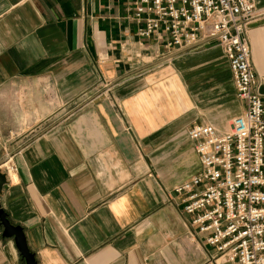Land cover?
<instances>
[{
    "label": "crops",
    "instance_id": "1",
    "mask_svg": "<svg viewBox=\"0 0 264 264\" xmlns=\"http://www.w3.org/2000/svg\"><path fill=\"white\" fill-rule=\"evenodd\" d=\"M256 10L247 31L264 76V0ZM142 27L133 0H0V169L16 178L3 171L0 204L35 264H203L212 254L173 189L201 168L187 130L224 131L212 117L233 119L244 104L217 42L169 52ZM8 89L42 117L9 155ZM45 89L61 101L48 114ZM2 232L0 264H25Z\"/></svg>",
    "mask_w": 264,
    "mask_h": 264
},
{
    "label": "built area",
    "instance_id": "2",
    "mask_svg": "<svg viewBox=\"0 0 264 264\" xmlns=\"http://www.w3.org/2000/svg\"><path fill=\"white\" fill-rule=\"evenodd\" d=\"M133 7L143 23L138 35L162 39L166 51L205 41L221 47L244 107L224 131L187 130L201 168L173 193L212 250L203 264H264V76L252 65L247 31L256 0H133Z\"/></svg>",
    "mask_w": 264,
    "mask_h": 264
},
{
    "label": "rangeland",
    "instance_id": "3",
    "mask_svg": "<svg viewBox=\"0 0 264 264\" xmlns=\"http://www.w3.org/2000/svg\"><path fill=\"white\" fill-rule=\"evenodd\" d=\"M40 95L42 104L46 103L47 105V114L61 107V101L50 92V89L43 90ZM29 99L28 94L21 89L19 91L8 89L5 93L2 110V119L5 127V131L3 132L5 149L3 152L5 154L9 155L18 145H21L25 141L24 136L28 135V127L37 123L42 118L39 115L32 116V110L29 111ZM47 118L51 121L53 116ZM212 118L220 119L219 124L217 123L220 130L228 129L230 120L232 119V117L225 119L218 116H213ZM0 171H6L5 167L1 168Z\"/></svg>",
    "mask_w": 264,
    "mask_h": 264
},
{
    "label": "water",
    "instance_id": "4",
    "mask_svg": "<svg viewBox=\"0 0 264 264\" xmlns=\"http://www.w3.org/2000/svg\"><path fill=\"white\" fill-rule=\"evenodd\" d=\"M6 174L0 171V195L6 188ZM0 224L3 227L2 235L6 238H14L15 245L20 254L25 259V264H35L34 255L29 251L23 231L20 227H15L9 221L7 214L2 210L0 204Z\"/></svg>",
    "mask_w": 264,
    "mask_h": 264
},
{
    "label": "bare ground",
    "instance_id": "5",
    "mask_svg": "<svg viewBox=\"0 0 264 264\" xmlns=\"http://www.w3.org/2000/svg\"><path fill=\"white\" fill-rule=\"evenodd\" d=\"M6 163H7V162H6ZM6 163H4V164H6ZM4 164H3V165H4ZM6 169H7V174H8L9 176H10V175H13V176L15 175V173H14V169H13L12 166L8 165V166L6 167ZM13 176H12V177H13ZM11 179H12V178H11ZM13 179H16L15 176H14ZM13 179H12V180H13Z\"/></svg>",
    "mask_w": 264,
    "mask_h": 264
}]
</instances>
